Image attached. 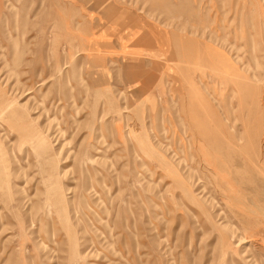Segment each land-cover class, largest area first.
Wrapping results in <instances>:
<instances>
[{
    "label": "rangeland",
    "instance_id": "obj_1",
    "mask_svg": "<svg viewBox=\"0 0 264 264\" xmlns=\"http://www.w3.org/2000/svg\"><path fill=\"white\" fill-rule=\"evenodd\" d=\"M0 97V264H264V0H0Z\"/></svg>",
    "mask_w": 264,
    "mask_h": 264
},
{
    "label": "bare ground",
    "instance_id": "obj_2",
    "mask_svg": "<svg viewBox=\"0 0 264 264\" xmlns=\"http://www.w3.org/2000/svg\"><path fill=\"white\" fill-rule=\"evenodd\" d=\"M11 102L10 101H5L3 98H1L0 97V109H1V111H0V117H2L3 116V114H5L7 111H6V109H7V106H9V104H10ZM5 105V107L3 108L2 106H4ZM3 109H2V108ZM27 107V106H26ZM9 108V107H8ZM27 111V110H26ZM6 118V117H5ZM9 119V118H8ZM6 120V119H5ZM4 120V121H5ZM2 123V122H1ZM21 130V129H20ZM20 130H18V131H20ZM21 132H23V131H21ZM32 132V131H31ZM22 137H23V135H22Z\"/></svg>",
    "mask_w": 264,
    "mask_h": 264
}]
</instances>
